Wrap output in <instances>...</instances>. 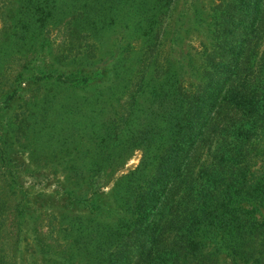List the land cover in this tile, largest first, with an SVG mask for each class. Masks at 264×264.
<instances>
[{
	"label": "trees",
	"instance_id": "16d2710c",
	"mask_svg": "<svg viewBox=\"0 0 264 264\" xmlns=\"http://www.w3.org/2000/svg\"><path fill=\"white\" fill-rule=\"evenodd\" d=\"M170 1H1L9 12L10 59L49 53L42 47L55 32L64 34L59 42L76 39L69 47L75 55L67 61L79 62V69L54 79L44 74L46 83L40 88L42 102L50 99V91L71 95L63 106L73 116L72 131L68 124L62 130L68 137L85 135L79 155L84 152L86 159L74 161L70 174L82 175L92 184L106 170L108 175L119 172L134 151L139 153L134 168L112 180L111 217L100 219L94 210L90 217L76 215L63 225L79 257L68 264H206L211 261L207 253L213 255L219 242L209 217L216 216L219 206L228 213L242 211L216 201L208 209L202 207L207 194L212 195L210 202L220 199L213 187L222 194L241 191L264 204V189L253 178L257 170L249 171L246 178L238 172L243 167H234L246 160L247 143L259 141L264 133V52L258 51L264 43V0H230L222 11L214 12L222 40L202 55L207 76L192 84L182 78L177 82L163 55L159 30ZM232 7L241 9L247 20L235 19ZM236 21L242 23L234 30L227 28ZM36 35L43 36L40 48L28 49ZM107 36L118 44L110 56L99 60L96 51ZM56 50L62 58L69 56L62 46ZM100 68L107 77L98 85L90 79ZM177 72L184 71L178 67ZM76 89L84 94L77 97ZM101 114L106 116L100 121ZM214 132L222 139L211 147ZM227 138L236 141L234 145L225 147ZM181 194L184 199H179ZM72 195L66 196L90 208L100 207L83 195ZM2 214L0 249L8 227ZM227 218H212L230 233L225 246L237 244L239 238L233 235L242 230ZM19 232L14 241L19 240ZM263 247L259 243L251 248L250 256L259 258L255 264H264ZM14 258L18 259L16 252L0 254V264L16 263Z\"/></svg>",
	"mask_w": 264,
	"mask_h": 264
},
{
	"label": "rangeland",
	"instance_id": "374dc122",
	"mask_svg": "<svg viewBox=\"0 0 264 264\" xmlns=\"http://www.w3.org/2000/svg\"><path fill=\"white\" fill-rule=\"evenodd\" d=\"M1 1L0 212L5 216V225L8 227L3 232L5 245L0 249V254L14 256L16 252L18 259L14 258L16 263L13 264L75 263L79 257L74 255L70 240L62 230L63 225L73 216L90 217L96 211L100 219L111 217V212L115 211L111 201L112 180L116 178V174L133 169L138 162L139 153L134 151L119 172L108 175L105 174L108 173L106 170L104 176H96L92 184L86 183L82 175L75 177L70 174V165L74 161L86 159L84 152L82 156L79 155V149L86 144L85 135L68 137V133L62 130L67 124L70 129L69 123L73 118L71 113L64 111L63 106V101L71 95L50 91V99L42 102L40 88L46 83L44 74L49 77L51 75L54 79L60 73L75 72L79 69V66H76L79 62L67 61L75 55L72 54L74 48L69 47L76 39L73 37V41L59 42L64 34L57 35L55 32L52 33V40L42 47L49 53L41 51L32 54L33 59L18 58L19 56L10 59L8 53L11 48V36L7 26L9 12L1 5ZM226 3L230 4V0H171L168 4L163 19L164 29L159 30V35L164 49L163 55L169 61L172 75L177 82L182 78L192 84L196 80H204L207 76L202 68L201 57L214 46L215 41L222 40L221 34L216 32L218 23L214 25V12L216 14L222 11ZM235 7H232L231 14H234L235 19L244 21L246 17L241 9ZM241 23L236 21L227 28L234 30ZM42 37L36 35V41L26 47L31 50L40 48ZM116 44L117 40L107 36L102 47L96 51V58L100 60L110 56ZM60 46L63 53L69 56H58L56 49ZM258 51L263 55L264 43ZM178 67L184 71L182 74L177 72ZM106 77L104 69L100 68L90 80L99 85ZM51 78L48 82L52 81ZM76 90L77 97L84 94L82 89ZM82 112V124H85L86 113L84 109ZM105 116L99 115V120H103ZM221 139L219 132H214L211 147L215 145V141ZM258 139L259 141L247 143L243 149L246 160H239L241 162L238 166L234 164V167H243L238 172H243L246 178L249 171L257 170L253 175L254 181L260 183L261 186L258 187L264 189V133H261ZM229 141L230 138H227L225 147H230L236 142ZM236 146L239 149V145ZM248 161L250 170L247 168ZM216 177L219 178V175L216 174ZM213 190L220 194V199H212L210 202L212 195L207 194V200L202 207H211L216 201L217 204L225 203L230 209L241 207L242 211L241 214H238L237 210L228 213L219 206L215 212L216 216L209 217V226L215 229L219 242L213 255L206 252L209 254L207 257L211 259L206 264H255L259 258L255 257V254L251 257L250 254L251 248L255 250L259 243L264 244V204L257 203L252 196L241 191L234 193L232 190L228 194H222L215 186ZM67 193L73 194L72 196L83 195L100 207L90 208L85 202L78 204L75 200L67 198ZM179 199H184L182 194ZM222 215L228 216L226 222L234 219L242 229L233 235V238H239L237 244L233 242L228 246L224 245L229 240L230 233L219 220L212 219ZM17 229H20L19 240L14 241ZM262 257L260 255L261 260Z\"/></svg>",
	"mask_w": 264,
	"mask_h": 264
}]
</instances>
